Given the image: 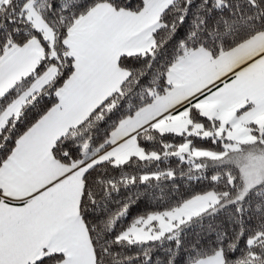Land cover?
I'll return each mask as SVG.
<instances>
[{
	"label": "snow or ice",
	"instance_id": "1",
	"mask_svg": "<svg viewBox=\"0 0 264 264\" xmlns=\"http://www.w3.org/2000/svg\"><path fill=\"white\" fill-rule=\"evenodd\" d=\"M0 264H264V0H0Z\"/></svg>",
	"mask_w": 264,
	"mask_h": 264
},
{
	"label": "trees",
	"instance_id": "2",
	"mask_svg": "<svg viewBox=\"0 0 264 264\" xmlns=\"http://www.w3.org/2000/svg\"><path fill=\"white\" fill-rule=\"evenodd\" d=\"M201 187L202 186H198V185H192L191 187H189L188 185H184L180 188V192L183 193L185 196H187L200 191Z\"/></svg>",
	"mask_w": 264,
	"mask_h": 264
}]
</instances>
